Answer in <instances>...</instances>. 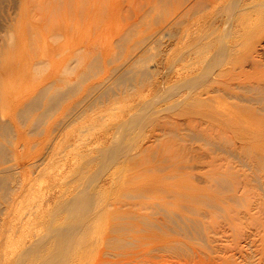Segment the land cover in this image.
<instances>
[{"label": "bare ground", "instance_id": "6f19581e", "mask_svg": "<svg viewBox=\"0 0 264 264\" xmlns=\"http://www.w3.org/2000/svg\"><path fill=\"white\" fill-rule=\"evenodd\" d=\"M84 1L87 3L89 0ZM97 1L89 3L94 6ZM175 1L174 11L183 13L187 8L184 3H188V0ZM87 5L90 6L88 3ZM76 6H73L74 10H77ZM97 6L94 11H97ZM258 11L262 20L256 31L255 23L253 26L250 22L245 25L239 22L240 27L236 31L230 33L229 29L227 33L218 35L209 32L206 37H199L198 40L204 39L203 41L194 40L192 44L185 42L183 36L178 37L180 20L175 21L178 24L173 34L176 38L177 63L172 69L174 75L167 77L163 83L157 81V78L154 80V70L150 71L142 56L145 50L156 46L157 49L166 46L165 49L168 50L171 43L165 40L172 36L170 28L162 26L148 29L144 39H135L138 42L135 43L132 31L135 30L136 33L138 28L140 32H137L142 33L148 27L142 22L144 28L141 30L138 27L139 21H135L136 25L138 23L136 27L134 22L135 29L132 28V23L125 26V31L130 26L134 30L130 32L129 28L128 33L119 34L123 38L118 37L121 47L128 44V38L131 40V47L128 49L130 54L123 62L108 68V63H114L111 59L109 62L105 57L102 60L94 57L96 62L93 61L90 68L85 67L79 79L78 75L63 88L50 92L46 103L36 99L22 109V117L33 110H40L37 114L39 117L35 116L37 120L33 117L36 125L32 122L24 127L15 123L14 117L19 114L17 106L8 102L12 108L9 106L4 110V103L0 104V264H160L163 259L167 260L165 257L169 259L185 256V259L198 254L192 244L195 238L201 241L205 239L203 230L200 229L202 220L191 218L186 213H181L182 210L178 212V209L172 207L173 202L169 200L171 196L164 195L160 201L147 200L156 198L155 194H158L162 185L157 179L136 181L135 177H143L141 175L145 172H140L143 171L140 169L144 167H138L139 172L135 177L114 181L118 194L112 196L109 193L113 186L110 182L112 172L133 171L131 169L140 164V154L133 153L132 144L121 145L117 150L112 145H105L110 141L117 143L115 141L119 140L120 133L135 120L138 113L151 111L149 117L157 115L158 120L143 127V131L149 132L146 141L151 137L158 138L161 131L174 123L181 125V130L187 131L192 140L203 142V153L202 149L199 152L198 147H192L194 154L191 155L195 160L192 156L190 159L196 163L199 160H209L210 163L236 159L244 162V165L253 163L254 166V161H264V4L261 3ZM185 13L187 11L183 15ZM232 13L229 12L230 17ZM232 19L230 23L225 19L228 21L225 24L234 26ZM145 23L148 25V22ZM67 25L72 27L75 24ZM66 26L61 28L62 32L68 34L70 27ZM75 27L72 29H78ZM74 30L70 32L73 33ZM79 36L81 37L80 33ZM78 40L80 42L82 38ZM109 47L110 45H104L102 54ZM74 53L76 52L73 51ZM68 55L70 57V53ZM147 56L143 57H153ZM52 77L51 73L48 79L52 81ZM89 79L91 81L87 82ZM170 82L173 83V96L166 100L167 103L170 101L174 116L164 115V107H160ZM156 103L159 105L156 106ZM59 113L63 116L61 121L54 117ZM134 113L136 115L130 121ZM6 118L13 122L15 131V136L8 139L5 138L9 136ZM80 118L81 125L76 128L73 122ZM67 119L72 122H67ZM131 125L127 130L132 129ZM69 126L71 127L67 129ZM32 132L35 135L30 137ZM32 144L38 148L32 157H27V148L32 147ZM32 152L33 150L29 153ZM100 152L101 156L98 154ZM55 157H58L59 163H63V168L50 179L51 193L34 200V193L36 196L39 194L30 176V173H36V168H39L35 161L38 158L51 160ZM185 161L189 163L187 159ZM191 165L189 163L188 167ZM177 166L181 167V163ZM147 167V170L153 169L156 172L162 170L161 166ZM75 169L78 176L70 179L71 171ZM255 169L257 170L256 167ZM259 170L261 169L258 168ZM234 174L235 172L231 177ZM237 174H242V171ZM68 180L70 183L66 184ZM91 181L98 183L99 187L96 189L89 186ZM163 186L165 187L164 184ZM23 200L28 203L16 206ZM217 206L220 207V202ZM261 211L258 210L255 217L257 214L261 215ZM254 215L253 220H257ZM259 219L261 223L264 218ZM257 228L258 232L259 227ZM201 236L204 238L201 239ZM205 253H202V258L206 257ZM192 257L188 261L196 262L197 258ZM201 261L203 260H198Z\"/></svg>", "mask_w": 264, "mask_h": 264}, {"label": "rangeland", "instance_id": "374dc122", "mask_svg": "<svg viewBox=\"0 0 264 264\" xmlns=\"http://www.w3.org/2000/svg\"><path fill=\"white\" fill-rule=\"evenodd\" d=\"M77 1L78 6H76ZM77 1L0 0V104L3 105L4 103V106H2L4 110L10 106L8 102L17 106L19 114L14 117V120L15 123L21 126H29L35 119L37 120L35 116L39 117L37 114L40 113V110H33L25 117H22V109L27 108L36 99L41 100V103H46L50 92L63 88L67 82L75 80L78 75L79 79L83 74L84 68L87 66L91 67L96 57L98 60H102V57H105L107 60L111 59L114 63L109 64L107 62L109 64H107L108 68L123 62L122 60L130 54L128 49L131 47V40L128 38V44L121 47L118 37L123 38V35L119 36V34L128 33L129 28L133 26L135 21H139L140 25L138 26V23L136 25V22L135 25L141 30L144 28L142 22L148 27H145L143 29L145 31H142V33L137 32L139 31L138 28L136 33H134L135 26L132 27L134 29H130V32L134 30L132 32L137 34L135 36L132 33L134 42L136 40L139 41L138 39L143 40V37L148 34V29H158L162 26L170 28L169 32L172 36L165 40L167 43H171L168 46V50H166L167 48L165 49L166 46H160V49H157L156 46L155 48H151L152 50L148 49L143 52V56L151 55L149 58L153 56L152 59H146L148 56H142L146 60V62H143L148 65L150 71L154 70V80L157 78V81L163 83L167 77L174 75L172 69L177 63L176 58L178 56L176 57V38L173 34L178 27V37L183 36L185 42H190L191 44L194 40H198L199 37L207 36L210 33L218 35L227 33L229 29L230 33L236 31V28L240 27L238 25L239 22L244 25L250 22L253 26L255 23L256 31L257 25L261 26L260 22L262 20L258 10L261 8V3L262 5L264 4V0H188V3H184L183 1L184 5L186 4L185 8L187 6L186 10H183V13L187 11V14L183 15V13L174 11V3H177L175 0H102L103 2L95 0L99 2V5L95 2L94 6L92 3H89H94V0H89L87 1L90 5L89 7L84 0ZM81 1H84L85 4L81 3ZM258 1L259 3L261 2L260 5L259 3H255ZM66 2H68V5L71 3V7L70 5H66ZM66 6L69 9L71 8V11ZM73 6L77 7V10L75 8L76 11ZM96 6L97 11H94V7ZM230 11L233 12L231 17L229 16ZM179 15L183 16L179 18ZM178 19L180 20L179 25L182 23L180 26L175 22L179 21ZM225 19H228L229 23L232 19L234 26L225 24L228 23ZM244 19L245 21L243 22ZM143 20L148 22V25ZM67 23L75 24L78 29H76L75 25L70 27L71 25L69 26ZM131 23L132 26L127 28ZM65 26L70 27V31L74 30L72 28L75 27L77 31L74 30L73 33L69 31L68 34H65L61 28ZM125 26H127L126 31ZM208 27L209 29L207 30ZM213 27H215V30L211 31ZM77 32L80 33L81 37ZM251 32H254V30ZM70 35L72 36L71 38ZM79 38H82L80 42ZM203 40L200 39L198 41L201 42ZM137 41L135 43H138ZM75 44L77 46L72 48ZM104 45H110V47L102 54ZM72 50L76 53L73 54ZM75 54L76 56H74ZM65 65L67 68H65ZM93 72L95 71L93 70ZM51 73L53 74L52 81L48 79ZM90 81L91 79L87 80V82ZM171 84L172 86H170ZM168 85V92L167 90L165 91L164 102L160 107H164V115L172 116L173 113L171 112L173 109L170 106V101L167 103V100L170 99V96H173V88H171L173 87V83L170 82ZM166 96H169V98H166ZM158 105L159 103L156 106ZM151 113V111L146 113L141 112L138 113L136 118L133 117L136 115L134 113L130 119V121L133 118L135 119L131 121L133 125L129 124L132 129L127 130L130 128L128 125L123 133H120L119 142L115 141L117 143L114 144V141H110L105 146H114L115 150H117L121 145L132 144L134 145L133 153L140 154V164L135 166L136 171L135 169H131L133 171L130 172L129 169L128 172L123 170H120L122 172H112L113 177L110 182L113 183V186L109 191L112 196L118 194L114 181L135 177L139 172L138 167L142 166L144 168L140 169L143 170L140 172L145 173L141 175L143 177H135L136 181L148 182L157 179L162 185L158 194H155L156 198L147 200L160 201L164 195L171 196L169 200L173 202L172 207L178 209V212L182 210V212L180 211L181 213L184 212L191 218L202 220L200 229L203 230L205 239L201 241L199 238V240L195 238L192 244L198 254H192L194 257H186L188 259H183L185 256H181L182 258L176 256L179 259H176V257H170L171 259L165 257L167 260L161 259L160 264H264V219L261 220V223L259 219L264 218V176L262 177L264 175V161H254V166L257 170L252 166L253 163H250V165L245 162L246 164L244 165V162L236 159L210 161V163L209 160H199L196 163L193 159H190L193 157L191 153L194 154L192 147H198L199 152H201L200 150L204 148L203 142L192 140L188 136L187 131L181 130V125H175L174 123L172 125L171 123L167 129L160 132L158 138L151 137L149 141H146L149 138V132L143 131V127L152 125L153 122L158 120L156 119L157 115L150 118ZM54 117L59 121L63 119L61 113ZM147 117L149 118L146 120ZM6 120L9 124L7 133L9 136H5V138L8 139L15 136V131L13 122L8 118ZM68 120L66 121L68 122ZM69 121L72 122L71 120ZM79 122H82V118L73 122L76 128L78 125H81ZM133 122L136 126H134ZM32 124H35V122ZM71 126L67 127V129ZM174 126L176 127L174 128ZM67 129H65V132ZM32 134L33 132L29 136L35 135ZM31 146L33 149L32 147L27 148V157H32L38 148L35 144ZM31 150L33 152L29 153ZM203 151L205 150L202 149V153ZM102 153L103 155L105 154V148L104 150L102 149ZM102 153L98 154L101 156ZM186 154L191 161H188L189 159L186 157ZM184 157H186L190 165L192 164L191 166L188 167L189 163L185 161ZM182 158L184 161H182ZM35 163L39 168H36L35 174L30 173V176L39 194L36 196L34 193V200L37 197L39 199L40 196L51 193L49 190L50 179L55 175V172H60L63 168V163H59L58 157L51 160L50 158L47 160L38 158ZM178 163L179 165L181 163V167L177 166ZM151 165L153 167L161 166L162 170L160 172H156L153 169L147 170V166ZM166 165L167 167H164ZM184 165L185 168H183ZM49 168H52V170ZM258 168L261 170L258 171ZM239 171L240 173L242 171L243 175L237 174ZM228 172L232 174L235 172L234 177H231L233 175L228 174ZM76 174L75 169L71 171L69 178L74 179L78 176ZM260 177L263 179L261 178V180ZM68 183H70V180L66 182V184ZM94 183L95 181H91L88 185L97 189L99 184ZM23 202L17 203L16 206L20 207L28 203L27 200H23ZM218 202H220V207L217 206ZM224 210L225 212H222ZM258 210L261 211V215L263 214L262 217H259L261 216L260 214H257V217H255L256 215L254 214L258 213ZM239 211L240 213L244 211L246 214L242 212V215H239ZM237 214L238 216H236ZM251 214L257 220H253ZM197 223L200 224L199 221ZM257 227H259L258 232L256 230L258 229ZM200 238L203 239L204 237L201 236ZM204 252H206V257L202 258ZM191 257L192 259L197 258L196 262L193 260V262L188 261L191 260L189 259ZM198 260L203 261L198 262Z\"/></svg>", "mask_w": 264, "mask_h": 264}]
</instances>
